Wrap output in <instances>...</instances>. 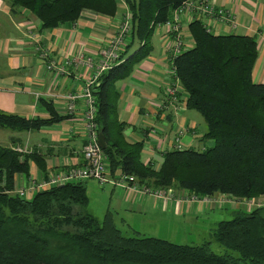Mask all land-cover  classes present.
<instances>
[{
    "label": "trees",
    "instance_id": "16d2710c",
    "mask_svg": "<svg viewBox=\"0 0 264 264\" xmlns=\"http://www.w3.org/2000/svg\"><path fill=\"white\" fill-rule=\"evenodd\" d=\"M185 1L9 0V4L12 13L22 8L35 15L42 29L74 22L85 9L112 17L120 2L126 6L131 30L122 61L102 72L92 86L95 121L105 138L103 150L112 173L120 170L146 186L173 187L198 197L220 193L264 198V83L252 80L258 54L254 36L214 34L195 19L188 24L193 45L174 60L176 78L168 76L167 82L185 92L186 107L201 115L206 125L202 138L212 139V146L165 150L156 167L140 159L143 140L130 142L123 133L128 124L118 119L116 83L152 53L156 26L171 20ZM40 102L48 117L26 118L0 110V127L38 131L70 116L59 115L47 99ZM31 162L46 176L43 155L0 146V264H264V204L234 209L231 219L217 222L215 241L239 256L217 254L210 242L177 244L138 231L125 235L115 211L107 209L99 219L86 210L84 181L54 186L30 198L11 194L15 175L29 177Z\"/></svg>",
    "mask_w": 264,
    "mask_h": 264
},
{
    "label": "crops",
    "instance_id": "0c3cea01",
    "mask_svg": "<svg viewBox=\"0 0 264 264\" xmlns=\"http://www.w3.org/2000/svg\"><path fill=\"white\" fill-rule=\"evenodd\" d=\"M194 11L191 17L182 15V35L186 50L193 45L188 24L199 18L203 0H191ZM208 4L222 7L234 16L236 28L229 24L216 23L214 34H241L254 36L258 54L252 69V80L264 83V0H207ZM119 5H124L121 2ZM125 9L115 16H105L91 10H83L74 22L64 23L52 29H42L41 22L28 10L18 8L10 11L9 0H0V110L26 118L49 116L41 98L49 100L59 115L67 105L65 96L80 93L90 79L92 70L77 67L71 63L65 72L56 76L47 71L49 60H61L80 52H95L109 41L116 32ZM186 16V17H184ZM162 32V30H161ZM166 35L158 33V46L153 45L152 53L137 64L131 75L116 83L119 92L118 119L126 122L124 130L130 142L143 140L140 159L143 163H152L156 167L161 161V153L175 149L180 143L181 149L205 146L202 138L205 127L196 115V111L186 107V94L177 93L181 104L174 107L162 102L167 96L162 86L169 80L167 65ZM46 51L44 59L41 53ZM165 95V96H164ZM169 98V96H167ZM76 111L61 122L41 128L38 131H15L0 127V146L20 147L35 151L45 157L47 171H57L60 165L76 164L81 160L84 143V105L82 99L75 101ZM198 113V112H197ZM210 146L212 144H209ZM30 176L41 177L34 162L30 164ZM91 181V180H89ZM88 182V191H97ZM94 181V180H93ZM27 182V178L15 175L16 188ZM111 186L110 203L107 209L127 213L118 220L126 222L133 214L147 212H165L175 217H186L190 213H203L218 208L222 210L233 204L216 206L206 203L176 201L171 199H153L148 196L127 192L121 187ZM116 189H119L117 193ZM220 193L214 194L218 197Z\"/></svg>",
    "mask_w": 264,
    "mask_h": 264
},
{
    "label": "built area",
    "instance_id": "2783aa9c",
    "mask_svg": "<svg viewBox=\"0 0 264 264\" xmlns=\"http://www.w3.org/2000/svg\"><path fill=\"white\" fill-rule=\"evenodd\" d=\"M203 2L202 10L197 11L200 14V17L197 19L204 22L208 31L212 32L214 29L213 26L216 23L229 24L231 28H236L237 23L232 13L222 7H215V5L208 4L207 0H203ZM192 11H194L193 1L186 0L174 11L171 20L162 25H157L155 28V30L158 29L159 34L163 33V35L167 37L165 41V49L167 50L166 71L173 79L176 78L174 60L186 50L185 40L182 35L181 16L186 15L191 17L192 14L190 13ZM130 30L131 18L125 6V11L117 25L116 32L109 41L101 45L95 52L87 53L83 51L72 57L63 58L61 60L53 59L46 63L47 71L53 72L56 76L64 73L65 67L71 63L75 64L78 68L85 67L87 70H92L90 79L84 84L80 93H69L65 96L67 105L63 109L66 115H71L76 111L75 101L77 99H82L83 101L84 143L81 149V160L76 164H70L66 161V164L60 165V169L57 171H47L46 176L39 170L41 177L30 176L29 173V177H26L27 182L21 187L14 189L12 193L24 198H30L37 192L54 186L64 185L68 182L94 180L101 187L105 184H111L121 187L127 192L148 195L156 199H171L194 203L202 202L206 204L213 203L216 206H223L225 203L229 202L230 204H235L239 206V208H244L246 210L264 204V198L262 197L238 199L226 194H219L218 197H214V195L198 197L189 191L180 189H155L139 183L137 178L131 174H124L120 170H117L115 173L111 172L108 157L98 143L99 127L95 121L97 106L92 86L97 82L102 72L122 61L121 56L128 45ZM41 56L45 59L47 57L46 51H43ZM173 83V81L166 82L165 89H163L162 86L164 94L170 97L168 98L166 96L160 108H164L167 102L173 107L177 104H181V101L179 102L176 99L178 88L174 86ZM173 147L181 149L180 143L174 144ZM14 149L20 153H28L26 149L20 147H14Z\"/></svg>",
    "mask_w": 264,
    "mask_h": 264
},
{
    "label": "rangeland",
    "instance_id": "374dc122",
    "mask_svg": "<svg viewBox=\"0 0 264 264\" xmlns=\"http://www.w3.org/2000/svg\"><path fill=\"white\" fill-rule=\"evenodd\" d=\"M120 9H125V6L119 5V10ZM152 43L155 47L158 46V29L155 30L152 36ZM164 87L165 86H163V89H165ZM162 92L164 91L162 90ZM195 113L201 123V127L204 128L205 122L203 118L199 113ZM204 143L205 146H210L209 144L213 145L214 141L212 139H205ZM20 175L22 176V174ZM88 181L89 180H85L84 184ZM89 183L92 184L93 187L97 189V191H88L89 189H87L86 187V192L89 197L88 206L86 210L94 216L98 217L99 219H102L110 203V193L112 192L111 186L109 184H105L101 187L93 180L89 181ZM14 189H17L16 186ZM118 190L119 189H116L115 192L117 193ZM10 193L13 194L12 192ZM233 205L235 206L233 209L230 206H227L222 210L214 208L206 210L203 213L199 212L195 215L194 213H190L186 217H175L170 213L159 212V210L157 213H137L132 215L133 219L128 218V220L123 224L120 223V221L118 220L117 224L125 235H133V231H138L142 235L165 239L177 244L199 245L204 242H210L211 249L215 253L223 254L228 252L233 256L237 257L239 256L238 252L228 250L227 248L216 242L213 237V228L216 226L217 222L220 220L231 219L233 210L239 208V206L235 204ZM118 214L119 216L117 215V217L127 216V213L125 211H120Z\"/></svg>",
    "mask_w": 264,
    "mask_h": 264
},
{
    "label": "water",
    "instance_id": "95a60500",
    "mask_svg": "<svg viewBox=\"0 0 264 264\" xmlns=\"http://www.w3.org/2000/svg\"><path fill=\"white\" fill-rule=\"evenodd\" d=\"M98 143L100 145V147L102 149H105L106 147V142H105V138L102 132H99V136H98Z\"/></svg>",
    "mask_w": 264,
    "mask_h": 264
},
{
    "label": "bare ground",
    "instance_id": "6f19581e",
    "mask_svg": "<svg viewBox=\"0 0 264 264\" xmlns=\"http://www.w3.org/2000/svg\"><path fill=\"white\" fill-rule=\"evenodd\" d=\"M170 97V96H169Z\"/></svg>",
    "mask_w": 264,
    "mask_h": 264
}]
</instances>
